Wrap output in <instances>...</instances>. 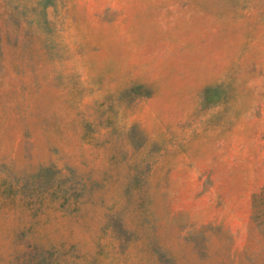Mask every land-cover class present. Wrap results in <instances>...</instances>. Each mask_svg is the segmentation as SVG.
Returning a JSON list of instances; mask_svg holds the SVG:
<instances>
[{
  "label": "rangeland",
  "instance_id": "rangeland-1",
  "mask_svg": "<svg viewBox=\"0 0 264 264\" xmlns=\"http://www.w3.org/2000/svg\"><path fill=\"white\" fill-rule=\"evenodd\" d=\"M0 264H264V0H0Z\"/></svg>",
  "mask_w": 264,
  "mask_h": 264
}]
</instances>
